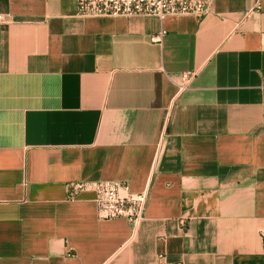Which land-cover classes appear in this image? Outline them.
Listing matches in <instances>:
<instances>
[{
    "label": "crops",
    "instance_id": "1",
    "mask_svg": "<svg viewBox=\"0 0 264 264\" xmlns=\"http://www.w3.org/2000/svg\"><path fill=\"white\" fill-rule=\"evenodd\" d=\"M0 14V264H264V0ZM103 180L148 193L137 224L68 198Z\"/></svg>",
    "mask_w": 264,
    "mask_h": 264
},
{
    "label": "built area",
    "instance_id": "2",
    "mask_svg": "<svg viewBox=\"0 0 264 264\" xmlns=\"http://www.w3.org/2000/svg\"><path fill=\"white\" fill-rule=\"evenodd\" d=\"M78 14L87 17L109 16H159L193 15L205 17L212 0H76ZM5 20L0 14V24ZM158 41L159 36L152 38ZM192 74H184L188 85ZM83 192H93L97 216L101 220L125 219L137 224L145 213L149 195L147 192H133L130 184L122 180L74 181L68 184V198L75 199Z\"/></svg>",
    "mask_w": 264,
    "mask_h": 264
}]
</instances>
